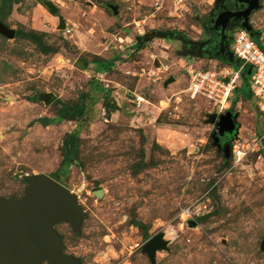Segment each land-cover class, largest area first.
Here are the masks:
<instances>
[{
  "label": "rangeland",
  "instance_id": "obj_1",
  "mask_svg": "<svg viewBox=\"0 0 264 264\" xmlns=\"http://www.w3.org/2000/svg\"><path fill=\"white\" fill-rule=\"evenodd\" d=\"M212 2L0 0L13 31L0 33V198H21L26 175L73 193L84 218L53 230L79 264H264V146L254 147L264 116L237 89L227 110L237 128L223 142L211 104L187 93L186 70L237 71V61L188 56L156 36L199 40ZM253 11L251 30L264 28V0ZM69 133L77 152L63 172ZM157 234L165 248L151 262L143 246Z\"/></svg>",
  "mask_w": 264,
  "mask_h": 264
},
{
  "label": "water",
  "instance_id": "obj_2",
  "mask_svg": "<svg viewBox=\"0 0 264 264\" xmlns=\"http://www.w3.org/2000/svg\"><path fill=\"white\" fill-rule=\"evenodd\" d=\"M260 0H244L248 5L243 13L245 21L241 27L250 33L254 32L247 24V15L259 8ZM112 12L116 13L114 6L108 5ZM50 11L55 8L49 6ZM218 19L216 20V23ZM62 25V24H61ZM63 27V25L61 26ZM0 33L12 38L13 31L8 30L0 23ZM152 36H155L154 34ZM156 36L161 38L171 37L170 33L157 32ZM143 41L147 36L142 37ZM181 41H184L180 39ZM188 44L199 46V53L205 42L187 41ZM229 63L233 62L230 52L226 53ZM250 71L246 70L241 75L246 83ZM48 95H44V100ZM234 114L226 111L220 115L210 114L208 123L215 124L218 136H231L236 131ZM37 122L47 125V118H38ZM217 136V138H219ZM23 181L27 184L24 195L8 200L0 198V264H79L73 256L64 255L62 251L61 238L53 230L58 223L67 222L73 231L79 227L84 214L78 205L76 196L67 188L46 175H26ZM95 196H100L99 190L94 191ZM165 248L162 234L150 238L143 246V252L147 254L152 262L156 249Z\"/></svg>",
  "mask_w": 264,
  "mask_h": 264
},
{
  "label": "built area",
  "instance_id": "obj_3",
  "mask_svg": "<svg viewBox=\"0 0 264 264\" xmlns=\"http://www.w3.org/2000/svg\"><path fill=\"white\" fill-rule=\"evenodd\" d=\"M252 31L253 36L240 26L232 35L228 52L239 65L237 71H232L227 65L217 68H187L186 91L190 98H204L211 104L212 110L220 115L230 108L234 93L239 88L237 82L249 70L246 81L249 93L258 114L264 116V28ZM141 100L135 99L136 104ZM258 143L264 146V125L259 140L255 142L256 151L261 148ZM246 152L247 150L234 147V160H241Z\"/></svg>",
  "mask_w": 264,
  "mask_h": 264
},
{
  "label": "flooded vegetation",
  "instance_id": "obj_4",
  "mask_svg": "<svg viewBox=\"0 0 264 264\" xmlns=\"http://www.w3.org/2000/svg\"><path fill=\"white\" fill-rule=\"evenodd\" d=\"M247 7L248 5L244 0H213L211 8L205 12L202 19L198 20L200 39L192 40L197 43H206L200 53L199 46L187 43L190 40L187 36L173 32L170 33L171 38L182 45V51L185 55L212 59L216 63L225 64L224 58L229 50L232 35L235 29L245 21L243 13ZM253 12L251 11L246 19L251 28L250 17ZM217 19L218 22L216 23ZM231 137L232 135H224L221 139L225 142Z\"/></svg>",
  "mask_w": 264,
  "mask_h": 264
},
{
  "label": "trees",
  "instance_id": "obj_5",
  "mask_svg": "<svg viewBox=\"0 0 264 264\" xmlns=\"http://www.w3.org/2000/svg\"><path fill=\"white\" fill-rule=\"evenodd\" d=\"M21 36V35H20ZM24 37H31V35H23ZM225 64H228L227 58H224ZM244 86L247 88L244 91ZM237 93L242 96L246 101H252L248 85L245 82L241 83V87L238 88ZM234 103V102H233ZM82 112V106L78 107V113ZM77 134L69 133L67 134L61 144V170L64 172L66 168L73 162V157L76 155V146H77Z\"/></svg>",
  "mask_w": 264,
  "mask_h": 264
},
{
  "label": "crops",
  "instance_id": "obj_6",
  "mask_svg": "<svg viewBox=\"0 0 264 264\" xmlns=\"http://www.w3.org/2000/svg\"><path fill=\"white\" fill-rule=\"evenodd\" d=\"M167 38H170L171 39V37H167ZM174 40V39H173ZM192 41V40H191Z\"/></svg>",
  "mask_w": 264,
  "mask_h": 264
},
{
  "label": "bare ground",
  "instance_id": "obj_7",
  "mask_svg": "<svg viewBox=\"0 0 264 264\" xmlns=\"http://www.w3.org/2000/svg\"><path fill=\"white\" fill-rule=\"evenodd\" d=\"M147 103V102H146Z\"/></svg>",
  "mask_w": 264,
  "mask_h": 264
}]
</instances>
